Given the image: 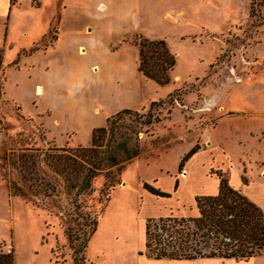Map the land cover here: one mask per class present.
I'll list each match as a JSON object with an SVG mask.
<instances>
[{"label": "rangeland", "instance_id": "rangeland-1", "mask_svg": "<svg viewBox=\"0 0 264 264\" xmlns=\"http://www.w3.org/2000/svg\"><path fill=\"white\" fill-rule=\"evenodd\" d=\"M139 35L172 53L167 83L136 70ZM0 51V158L19 145H87L89 124L162 100L107 201L97 175L90 193L74 200L60 185L31 196L35 206L7 194L0 159V250L14 264H72L64 230L81 237L83 213L96 219L86 264H264V249L246 260L143 252L149 217L196 214L195 195L215 192L220 176L264 198V0H0Z\"/></svg>", "mask_w": 264, "mask_h": 264}, {"label": "trees", "instance_id": "trees-1", "mask_svg": "<svg viewBox=\"0 0 264 264\" xmlns=\"http://www.w3.org/2000/svg\"><path fill=\"white\" fill-rule=\"evenodd\" d=\"M50 39H55V29ZM137 46L136 70L158 84L169 80L174 57L162 38L139 35L133 39ZM1 67V51H0ZM167 94V96H169ZM161 99L149 101L146 111L120 108L105 116L102 125L91 127L87 145H48L45 147L19 145L1 156L5 188L9 195H21L33 205L40 206L31 196L48 195L62 186L73 199L88 194L94 177L102 175L104 200L118 182L119 172L139 154V132H146L158 120L152 108ZM129 119L127 121L126 119ZM21 136L18 134L19 144ZM199 145L193 143L180 157L177 170ZM175 177L172 190L177 187ZM141 186L149 193L168 196L170 193L147 181ZM40 191V192H39ZM196 214L149 217L144 224V253L146 256L172 259L217 257L248 259L264 249V212L261 207L219 177L217 190L194 197ZM85 228L78 237L66 228L65 236L71 248L72 264H86L82 254L86 242L95 230L96 219L83 213ZM138 253H141L139 250ZM0 264H14L12 249L0 250Z\"/></svg>", "mask_w": 264, "mask_h": 264}, {"label": "crops", "instance_id": "crops-1", "mask_svg": "<svg viewBox=\"0 0 264 264\" xmlns=\"http://www.w3.org/2000/svg\"><path fill=\"white\" fill-rule=\"evenodd\" d=\"M78 46L79 45H77V47H76V50H77V48H78ZM37 86V85H36ZM121 107V106H120ZM123 107V106H122ZM124 107H126V106H124ZM95 124L96 123H91V124H89V126H88V128H91V127H93V126H95ZM86 127V126H85ZM85 127L84 128H82L81 127V129H83V130H85ZM88 128H86L87 130H88ZM197 151V150H196ZM195 151V152H196ZM194 152V153H195ZM262 177H264V176H262ZM262 179H264V178H262ZM259 181V180H258ZM232 182V181H231ZM230 182V183H231ZM233 182H236V180H233ZM263 184H264V182H263ZM179 186V185H178ZM177 186V187H178ZM233 186V185H232ZM176 187V188H177ZM235 187V186H234ZM253 187V186H252ZM243 194H245L248 198H250L252 201H254L256 204H258L260 207H261V209H263L264 210V198L263 197H261L260 195H258V194H256V192L251 188V186L250 185H248V186H245V187H243V189L242 190H240ZM252 192V193H251ZM214 193V192H213ZM207 194H210V193H207ZM199 258H206V257H199ZM208 258H213V257H208ZM215 258H217V257H215ZM170 259H172V258H170ZM193 259H196V258H193ZM207 260V259H206Z\"/></svg>", "mask_w": 264, "mask_h": 264}, {"label": "bare ground", "instance_id": "bare-ground-1", "mask_svg": "<svg viewBox=\"0 0 264 264\" xmlns=\"http://www.w3.org/2000/svg\"><path fill=\"white\" fill-rule=\"evenodd\" d=\"M83 52V48H79V53H82ZM41 92V86L40 85H37L35 87V93H39Z\"/></svg>", "mask_w": 264, "mask_h": 264}]
</instances>
